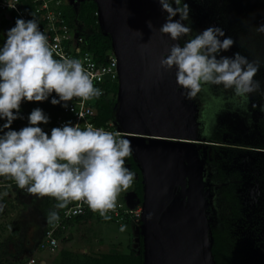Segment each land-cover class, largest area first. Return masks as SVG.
Masks as SVG:
<instances>
[{"label":"clouds","instance_id":"clouds-1","mask_svg":"<svg viewBox=\"0 0 264 264\" xmlns=\"http://www.w3.org/2000/svg\"><path fill=\"white\" fill-rule=\"evenodd\" d=\"M158 2L167 13L160 33L172 41L192 36V28L183 23L190 24L189 5L183 0ZM177 14L180 19L174 21ZM148 27L153 28L150 21ZM257 31L264 33V24ZM6 36L0 48V120H6L0 126V177H10L32 195L54 198L56 209L82 202L104 220H111L108 213L116 210L120 193L131 187L135 177L125 166L133 152L129 140L92 124L82 130L71 121L53 127L49 136L39 126L49 123V116L41 108L31 111L27 117L29 126L11 130L15 120L23 119L20 109L24 101L44 102L55 92L59 99L53 98L51 104L67 109L73 98L89 101L99 98L102 90L94 86V77L81 60L62 56L49 43L35 17L17 18ZM234 44L222 28L210 26L183 46L172 44L159 64L165 71L177 69V85L189 100L206 91V85H222L243 103L261 88L260 81L254 79L260 64L238 52L231 57L221 55ZM54 53L60 58H54ZM4 208L0 203V212ZM59 220L57 211L48 212L49 224ZM125 227L121 225L120 230Z\"/></svg>","mask_w":264,"mask_h":264},{"label":"water","instance_id":"water-1","mask_svg":"<svg viewBox=\"0 0 264 264\" xmlns=\"http://www.w3.org/2000/svg\"><path fill=\"white\" fill-rule=\"evenodd\" d=\"M93 1L118 62L115 122L143 176L144 264H215V208L197 144L200 110L177 85V69L159 64L179 43L159 31L167 13L158 0Z\"/></svg>","mask_w":264,"mask_h":264},{"label":"rangeland","instance_id":"rangeland-1","mask_svg":"<svg viewBox=\"0 0 264 264\" xmlns=\"http://www.w3.org/2000/svg\"><path fill=\"white\" fill-rule=\"evenodd\" d=\"M183 2L189 5L190 24L189 21L183 23L192 28V36L210 26L220 27L225 31L226 37L235 41L234 46L221 55L231 57L238 52L249 61H259L260 64L254 79L260 81L261 88L250 94L246 102L242 103L239 98H234L233 91L225 90L222 85H206L207 90L201 91L205 98L204 106L199 101V93L197 101L200 103L197 104L200 119L206 121L205 131L215 135L219 132L230 141L225 144L228 148L224 149L221 170L226 173L228 180H235L238 186L240 208L236 210L233 218L228 220L230 234L235 242L232 264H264V150L244 151L247 147H253L255 150L264 148V33L257 31V28L264 24V0ZM173 7L176 5L173 4ZM179 19V14L173 18L174 21ZM192 36L182 37L178 42L183 46ZM253 104V111H248L253 118L251 124L245 123L244 113L230 108H251ZM215 109L218 112L209 115ZM226 129L231 135H228ZM237 147L241 149L236 150ZM0 197L7 200V205L2 203L5 208L0 212V226L4 228L1 239L7 249L1 251L0 255L5 251L7 253L0 259V264H29L31 259H35L37 264L43 261L46 264H57L59 251L63 248L98 255L128 253L138 247L137 236L140 229L133 223H117L94 216L70 228L68 234L71 237L60 243L56 254L40 251L39 243L43 241V233L48 226L41 197H16L10 188L1 190ZM118 201L127 209L138 208L133 195V185L120 193ZM214 212V221H217L219 216L216 215L215 209ZM121 225L126 226L124 231L120 230Z\"/></svg>","mask_w":264,"mask_h":264},{"label":"trees","instance_id":"trees-1","mask_svg":"<svg viewBox=\"0 0 264 264\" xmlns=\"http://www.w3.org/2000/svg\"><path fill=\"white\" fill-rule=\"evenodd\" d=\"M73 4H61L58 6V12L61 14L65 24L76 34H80L83 37L82 52H88L93 56L97 63H105L108 61L109 54L112 52V40L110 36H105L101 31L98 24V6L93 0H70ZM14 16V17H13ZM6 17L3 21L2 27L4 29H11L15 26V15ZM0 32V42H2L3 34ZM118 82L108 83L104 86L106 92L99 98H93L89 101V104L94 108L96 117L94 122L97 127H106L110 122H115L116 111L115 105L117 102L118 94ZM53 98L59 99L55 94L50 96L48 100L44 102H27L24 101L21 104L20 114L23 119H17L11 125V130L19 131L23 126H29L27 117L31 111L35 108H41L45 114L49 116L48 124H40L39 126L46 132L48 128H52L56 117L60 114L62 105H52L51 100ZM63 103V102H62ZM6 120H0V126L5 123ZM7 131V130H5ZM3 133H0L2 135ZM125 164L131 167V171L135 173L133 180V195L138 205L144 203V184L141 169L133 157V154L126 158ZM5 182H15L10 177H0ZM231 185L223 186L220 193L221 200L218 202V220L212 225V238L213 247L212 253L214 255L215 264H232V253L235 249V242L232 239L229 229V221L233 218L231 213L236 214V207L238 200L232 198ZM233 189V188H232ZM17 193H20V188L17 187ZM32 194L28 193L26 196ZM35 196V195H33ZM43 199L44 210L47 217L48 212L57 211L61 218V211L63 209H56L55 205L57 201L51 197H41ZM7 203L6 198L0 197V203ZM234 204V205H233ZM7 205V204H6ZM12 205V203H10ZM92 218L91 215L78 217L69 221L68 227H73L77 224L86 222ZM133 223L138 230L140 229L132 220L128 218L126 223ZM49 224V223H48ZM66 225V226H67ZM4 228L0 226V252L6 250V244L2 242L1 234ZM66 231L59 230L57 238L60 242H66L67 238H64ZM138 247L136 250H131L128 253H106V254H89L73 252L70 249L63 248L59 251L57 264H144V243L141 231L138 233ZM40 244V243H39ZM7 253L0 255V259Z\"/></svg>","mask_w":264,"mask_h":264},{"label":"built area","instance_id":"built-area-1","mask_svg":"<svg viewBox=\"0 0 264 264\" xmlns=\"http://www.w3.org/2000/svg\"><path fill=\"white\" fill-rule=\"evenodd\" d=\"M62 3L68 4L70 0H0V32H2L1 34H3L2 36L4 39L0 42V48L3 47L7 38V29L2 27L6 17L15 15L17 18H23L25 20L35 17L40 30L45 33L49 39V43L55 46L62 56L81 60L85 69L94 77V86L102 90L101 96H103L106 93L104 91V86L108 83L118 82L119 80L116 57L112 51L108 55V61L105 63H97L91 54L88 52L83 53V37L67 27L61 14L58 12V6ZM54 58L59 59L60 57L56 56L54 53ZM55 94L56 93L53 92L50 96ZM89 101L73 98L72 101L68 102L67 109L62 107L60 114L54 121L53 127H62L65 123L71 121L73 126L79 124L82 130L85 129L88 124H92L95 128H103L106 131L118 133L119 138L125 139V137L128 136V134L119 130L116 122H110L106 127H97L94 122L96 112L89 104ZM52 128L46 130L49 136ZM17 187L15 182L6 183L5 180L0 178V191L5 188H10L13 193H17ZM19 192L21 196L28 194L26 189H20ZM86 215H91L92 217L100 216L99 213L91 211L85 203H70L61 211L59 222L48 224L43 234V241L39 244V250L49 252V254H56L61 243L57 238L59 230L66 231L64 235V238H66L68 231L72 228L67 225L69 221ZM108 215L112 217L111 220L117 223H125L128 218H131V220L140 227L143 217V207L139 205L136 210L127 209L117 200L116 210L114 212H109ZM29 264H37V261L31 259Z\"/></svg>","mask_w":264,"mask_h":264},{"label":"flooded vegetation","instance_id":"flooded-vegetation-1","mask_svg":"<svg viewBox=\"0 0 264 264\" xmlns=\"http://www.w3.org/2000/svg\"><path fill=\"white\" fill-rule=\"evenodd\" d=\"M199 94H200V97H199L200 100L199 101H201V104L204 106L205 98L202 96L203 94H201V92ZM195 100L197 103H200L197 101V96L195 97ZM254 106L255 105L253 104V106L251 108L249 106H247V108L246 107L241 108V107H236V106L235 107L230 106V108L236 109V111L238 113H244L245 118H246V119L244 118L245 123L251 124L253 118H252V114H250V112H248V111H253ZM216 111H217V109L212 110L211 113H209V115H215ZM198 120H199V126L197 128V137L200 139V141L197 144L201 146L200 147L201 153L204 152L203 155H206V157H205L206 158L205 159L206 160V162H205L206 163L205 177L207 179L206 181L211 185V190H210L211 195L210 196H212L216 215H218V202L221 200V197L223 198V196H221L222 193H220L223 186L231 185L233 188V189L231 188V193H233L232 198L233 199L236 198L237 200L239 199L237 182L233 179L228 180L225 177L226 173L223 170H221L222 157H223V154L225 153L224 149L228 148V147H226L225 144L229 143L230 141L228 139H226L223 135H221L219 132L216 135H215V133L213 134L210 132H206L204 129V126L206 123L205 119H203V121H202L199 117ZM225 121H227V120H225ZM226 131H227L228 135H231V133L228 131V129H226ZM244 131H246V130H244ZM245 144H247V143H245ZM238 149H241V148L237 147L236 150H238ZM245 150L246 151L251 150V151L260 152V150H264V148H259V150H255V148H253V147H247V149H244V151ZM125 166L131 170V167L129 165L125 164ZM14 195L16 197L21 196L20 193H14ZM235 207H236L235 208L236 210H239V208H240L239 200H238V205H235ZM231 214L234 215V213H231ZM32 244H34V247H35V243L33 242ZM29 245H30V243H29Z\"/></svg>","mask_w":264,"mask_h":264},{"label":"crops","instance_id":"crops-1","mask_svg":"<svg viewBox=\"0 0 264 264\" xmlns=\"http://www.w3.org/2000/svg\"><path fill=\"white\" fill-rule=\"evenodd\" d=\"M69 236L70 235L68 234V238L67 237L66 238L69 239L71 237V236L70 237ZM41 264H46V262L43 261Z\"/></svg>","mask_w":264,"mask_h":264}]
</instances>
